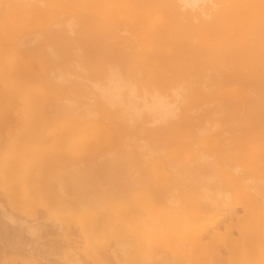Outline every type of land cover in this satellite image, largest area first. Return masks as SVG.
Segmentation results:
<instances>
[{"label":"bare ground","instance_id":"1","mask_svg":"<svg viewBox=\"0 0 264 264\" xmlns=\"http://www.w3.org/2000/svg\"><path fill=\"white\" fill-rule=\"evenodd\" d=\"M10 14L0 137L6 91L23 124L0 143V264H264V0Z\"/></svg>","mask_w":264,"mask_h":264},{"label":"rangeland","instance_id":"2","mask_svg":"<svg viewBox=\"0 0 264 264\" xmlns=\"http://www.w3.org/2000/svg\"><path fill=\"white\" fill-rule=\"evenodd\" d=\"M28 15L32 17V15H30V14H24V13H23V15H21V16H22V19H23V18H24V19L29 18ZM9 19H10V20H9ZM8 20H9V21L5 22L4 25H1V26H0V29H1L0 34L2 33L1 36H5V34H4L5 32L2 30V27H3V26H5V27L10 31L9 33H11V31L15 28V26L11 25L12 20L15 21L13 14L8 15ZM27 21L29 22V20H24V21L22 20V22L20 23V26L28 27V22H27ZM24 23H26V24H24ZM130 23H131V22H130ZM26 25H27V26H26ZM9 27H11L12 29H11V28L9 29ZM25 27H23V28H25ZM30 30H31V28H28L27 31H30ZM2 40H4V37H2L1 42H3ZM1 46H2V45H1ZM19 57H20V58H18V57H13V58L16 59V60H18V62H20L21 60H23V63H26V62H27L26 64H29L30 66L33 64L32 67H33V69H34V66L36 65L35 62H34V60H32L33 62L30 61V60H25L26 58H24V55L22 56L24 59H22L21 56H19ZM4 58H6V57L3 55L2 59H0V64H1V61H2V63H5L4 65L1 64V66H2V65H3V66L7 65V62L4 61V60H6V59H4ZM3 61H4V62H3ZM6 61H7V60H6ZM14 61H15V60H14ZM12 63H16V61H15V62H12ZM21 63H22V62H20L19 64L21 65ZM36 63H37V62H36ZM26 64H24V65H26ZM34 64H35V65H34ZM38 65H39V64H37V66H38ZM37 66H36V68H35L34 70H38V67H39V66H38V67H37ZM24 67H25V66H24ZM25 73H26V72H25ZM35 73H36V72H31V74H34V77H35V75H36ZM38 73H39V72H37V74H38ZM27 74H29V72H27ZM40 74H41V72H40ZM40 74H39V75H40ZM39 75H38V76H39ZM36 76H37V75H36ZM38 76H37V77H38ZM40 76H41V75H40ZM40 76H39V78H40ZM31 77H33V76H31ZM4 78H5V76H2V78L0 79V84H1V85H0V91H1V92L4 90V89H2V88H4V87H3L4 85H3V83H2V79H4ZM5 79H6V78H5ZM4 81H5V80H4ZM37 83H39V81H38ZM44 88H45V87H44ZM47 91H48V90H47ZM1 92H0V93H1ZM3 93H4V92H3ZM5 93L10 94V95L6 96L7 94H5V95L3 94V95L1 96L3 100H5L6 102H9V106H8V108H7V109H9V110H8L9 113L7 112V113H8L7 117H6V115H5V117H4V116L2 117V118H4L3 121H5V123H3L4 125H3V124H2V125L6 128L5 131H3V128H4V127H2V131H3V134H4V135H3L2 137H0V141H1L2 138L4 137L3 140L0 142V143L3 144V145H4L5 142H7L6 140H7V138L10 136V134H11V136H12L13 133L16 132V131L20 128V126H22L21 124H23V117L21 116V110H20V108H21V104H22V99L20 98L19 95H18V96L16 95V94H17L16 91H15L16 94H15L14 92H13L14 94L12 93V95L17 96V97L13 96V97H15V100H14V98H13V100H12V98H11V97H12V96H11V93H8L7 91H6ZM49 94H50V92H49ZM10 96H11V97H10ZM3 97H4L5 99H4ZM7 97H8V98H7ZM9 97H10L11 99H9ZM11 100H12L13 102H12ZM16 100H18V101L16 102ZM5 101H4V102H5ZM14 101L16 102V104H15ZM18 102L21 103V104H17ZM12 104H13V105H12ZM15 105H16L15 108H17V109H18V105H20V107H19V111H17V109L14 108ZM11 106H12L13 108H12ZM12 110H13V111H12ZM15 111H16V113L19 112L18 115L15 113ZM10 113H11V114H14L16 117L18 116L17 118L20 119L21 122H19V120H18L15 116L11 115ZM9 115L11 116L10 118H8ZM19 115H20V116H19ZM12 116H13V118H12ZM14 117H15V118H14ZM19 117H20V118H19ZM21 117H22V118H21ZM7 118H8V119H7ZM6 119H7V121H6ZM13 119H15L16 121L13 120ZM1 120H2V119H1ZM10 120H11V122H9ZM17 121H18V122H17ZM7 122H8V124H7ZM10 124H13V125L10 126ZM16 124H17L18 126H15ZM19 125H20V126H19ZM12 127H13V128H12ZM14 127H15V128L17 127V128L15 129ZM10 129L13 131L12 133H11V130H10ZM15 130H16V131H15ZM9 132H10V133H9ZM46 133H47V132H46ZM46 133H45V135H43V136H46ZM47 134H48V133H47ZM1 135H2V132H1ZM1 144H0V146H2ZM240 214L242 215L241 212L239 213V216H241ZM207 264H208V263H207Z\"/></svg>","mask_w":264,"mask_h":264}]
</instances>
